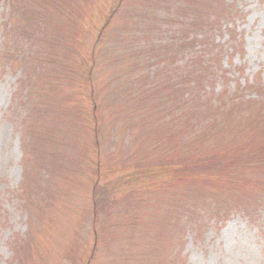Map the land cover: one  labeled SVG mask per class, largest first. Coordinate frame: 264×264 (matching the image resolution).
I'll use <instances>...</instances> for the list:
<instances>
[{"label": "rangeland", "instance_id": "obj_1", "mask_svg": "<svg viewBox=\"0 0 264 264\" xmlns=\"http://www.w3.org/2000/svg\"><path fill=\"white\" fill-rule=\"evenodd\" d=\"M258 91L264 115V0H0V264H264ZM231 142V176L190 168Z\"/></svg>", "mask_w": 264, "mask_h": 264}, {"label": "trees", "instance_id": "obj_2", "mask_svg": "<svg viewBox=\"0 0 264 264\" xmlns=\"http://www.w3.org/2000/svg\"><path fill=\"white\" fill-rule=\"evenodd\" d=\"M194 5L195 4L190 6V9L183 8L180 11L178 10L179 12H182V14L180 15V19L176 18V21L177 22L180 21V23L182 25V23L184 21L183 12H185V11H187V12H193L194 11L195 13H197L196 11H198L199 8L195 9ZM169 6L171 7L173 5L169 4ZM138 13L139 12H134V16L130 15L129 21H128V22H130V25H131V22H133L134 25L136 24L135 26L139 27L141 25L140 21L142 20L141 19L142 17L145 18V22H150L151 19H153V17H154V15L153 16H151L150 14L147 15L148 11L143 13L140 17L138 15ZM165 15L166 16L164 17V21H162V23L165 24L166 26H168L171 30H173V32L175 30H178L181 27L180 26L178 29L177 28L175 29L174 28V24H173L174 20H175L174 19L175 17H172V14L168 13V12H166ZM126 19H128V18H126ZM142 25H144V24L142 23ZM147 29H149V26L147 27ZM184 30L185 31L183 33L186 36L185 37L182 36L180 38L181 44H179L180 46H179L178 50L183 48L185 45L186 46L184 47V51L190 50V48H194L195 49L197 47L198 43L196 41H192V40L195 39L197 34H195V33L188 34V29L184 28ZM133 37H135V36H133ZM140 48H141V46H140ZM156 49H157V51L155 52L156 53V57H161L163 63H165L166 60L169 59V58L174 60V55L178 54L175 51H172L171 54H167L166 53V49L164 47H161V45L157 46ZM140 51H141L143 56L152 55L151 51L141 50V49H140ZM153 68H156L157 73H159L160 72L159 69H161L160 62H157L155 66H149L145 70L144 73H146L148 71V69H153ZM143 69L139 70L138 71V75H136V76L139 77V79L144 81V82H149L148 81V77L142 76L144 74V73H141V71ZM174 80L176 81V79H174ZM185 86L186 87H190V86L195 87L196 84H194V82L192 83L191 81H187L185 83ZM141 88H142V90H141V93H140V98H142V97L146 98L147 96H150V99H149V102L145 101L143 104H142V101H140V108H141L142 111H147V110H148V112H149V110L154 111L156 113L155 116L157 117L156 118L157 119L156 122L162 120V121L165 122V125H166V121L169 120L168 121L169 126L173 127L177 123V121H178L177 118L178 117L185 118L186 116H188V115H185L186 113H181V114L178 115V114H176V111L175 112H173V111L170 112V111H168L167 108L164 109V111L162 110L161 101L167 98V96H165V94L167 92V89H165V88L164 89L163 88L162 89H155V87H154L153 89L148 90L146 88H143L142 86H141ZM262 97L263 96H262L261 92L258 91V94L256 96V100L255 101L253 100L252 105L248 106V109L250 110L249 112L252 114V117L249 119V122H255V123L258 124V122L256 121V118L257 117H261V119L263 118L262 116H264V115H263V112H262V107H263V101L261 100ZM188 98H190V101L192 100V96H189ZM95 100H96V103L98 104L97 99H95ZM108 105L110 106V104H108ZM149 114L153 115L150 112H149ZM135 127L140 128L141 126L135 125ZM95 132H96V135L99 134L98 131H95ZM222 132H223V130H222ZM222 132H220V133H222ZM213 133L215 134V132H213ZM213 136H215V135H207L205 138H202L201 140H203L202 142L210 143V141L213 139ZM93 138H94V144H96V142H97L96 139L97 138L99 139L100 137L99 136H96V137L93 136ZM229 146L222 145V146H220L219 149L217 148V150H214V149H211V148L208 147L209 149H208V153L207 154H204L202 151L199 150L200 154H198V156L193 158V160H194L193 164L194 165H191L190 168H193V169H195L196 171H199V172L204 171L205 169H207L208 171L212 170V171L217 172V171H220V168H221L223 173H226V172L228 173L229 170H231L232 168L236 169V165H235L236 162L237 163H241L242 162L241 164L244 165L243 159H245V158L242 156L243 155V153H241L242 150L240 148L239 149L238 148H231L232 142H231V144H229ZM96 149H98V146H94L93 147V154L94 155H95ZM233 157H238V159H242V161L241 162L240 161H236L235 159H233ZM230 162L231 163L233 162L234 164H229ZM92 164L94 165V161L92 162ZM92 164H91V166H92ZM98 165H101L100 162L98 163ZM236 170H239V169H236ZM91 174L93 176L97 175L99 178H101L102 171H101L100 168L96 169V170L92 169ZM227 175L231 176V174H229V173ZM251 187H258V185L254 184ZM98 200H99V196L97 195V201ZM97 201L96 200L94 201L93 209H92V211L95 212L96 215H97V211H105L107 209V207H104V205H99V201H98V203H97Z\"/></svg>", "mask_w": 264, "mask_h": 264}]
</instances>
